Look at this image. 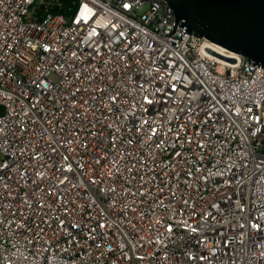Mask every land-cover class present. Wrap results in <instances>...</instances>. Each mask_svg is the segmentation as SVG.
<instances>
[{"label":"built area","instance_id":"obj_1","mask_svg":"<svg viewBox=\"0 0 264 264\" xmlns=\"http://www.w3.org/2000/svg\"><path fill=\"white\" fill-rule=\"evenodd\" d=\"M175 24L0 0V264H264V68Z\"/></svg>","mask_w":264,"mask_h":264},{"label":"water","instance_id":"obj_2","mask_svg":"<svg viewBox=\"0 0 264 264\" xmlns=\"http://www.w3.org/2000/svg\"><path fill=\"white\" fill-rule=\"evenodd\" d=\"M166 1L175 12V25L179 22L185 33L206 38L221 49L246 56L249 64L264 68V0ZM204 52L230 64L239 62L212 45H207Z\"/></svg>","mask_w":264,"mask_h":264},{"label":"trees","instance_id":"obj_3","mask_svg":"<svg viewBox=\"0 0 264 264\" xmlns=\"http://www.w3.org/2000/svg\"><path fill=\"white\" fill-rule=\"evenodd\" d=\"M4 112V107L0 105V114H3Z\"/></svg>","mask_w":264,"mask_h":264},{"label":"bare ground","instance_id":"obj_4","mask_svg":"<svg viewBox=\"0 0 264 264\" xmlns=\"http://www.w3.org/2000/svg\"><path fill=\"white\" fill-rule=\"evenodd\" d=\"M219 49H221V48H219ZM222 51H224V49H221Z\"/></svg>","mask_w":264,"mask_h":264}]
</instances>
